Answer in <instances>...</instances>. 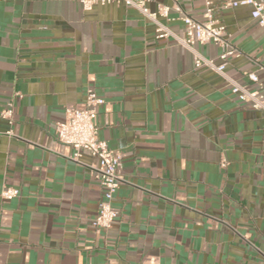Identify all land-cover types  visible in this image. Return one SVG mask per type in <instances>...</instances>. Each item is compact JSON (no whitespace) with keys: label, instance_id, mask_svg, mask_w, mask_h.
Here are the masks:
<instances>
[{"label":"crops","instance_id":"obj_1","mask_svg":"<svg viewBox=\"0 0 264 264\" xmlns=\"http://www.w3.org/2000/svg\"><path fill=\"white\" fill-rule=\"evenodd\" d=\"M164 23L184 24L170 0ZM200 18L203 0H180ZM156 9L155 1L149 3ZM251 7L216 18L238 50L224 74L264 94V27ZM218 63L220 47L194 46ZM255 72L258 82L248 79ZM104 101L95 124L121 153L108 229L94 227L101 186L55 125ZM0 264H264V111L123 2L0 0ZM11 129L12 134L6 132ZM222 160L225 161L221 165Z\"/></svg>","mask_w":264,"mask_h":264},{"label":"built area","instance_id":"obj_2","mask_svg":"<svg viewBox=\"0 0 264 264\" xmlns=\"http://www.w3.org/2000/svg\"><path fill=\"white\" fill-rule=\"evenodd\" d=\"M151 1H155V10H151L149 7ZM170 1L173 8L180 13L179 18L184 24L182 35L175 34L164 23L163 20L168 19L169 6L159 0H80L82 7L86 10L91 9L95 4L110 2H123L135 8L153 23L156 37H172L176 43L192 52L196 67L201 65L210 67L227 79L233 94L248 102L254 109L264 111V94L257 89H248L225 76L224 70L229 65V58L236 55L238 50L224 37L225 26L216 18V12L220 7L235 8L241 5H249L251 7V17L259 26L264 27V0H203V11L200 18H195L185 12L179 4L180 0ZM209 42L220 47L218 63H214L212 59L206 58L194 48L196 44L202 45ZM247 77L252 82H258V77L253 71L248 72ZM103 101L94 90L88 89L85 93L84 107L81 109H67L65 118L56 123L55 133L60 142L73 148L72 158L74 160L79 158L81 150H86L91 156L97 158L98 164L91 166L102 191L92 225L108 229L112 226L117 216V210L113 207V199L123 179L120 174L121 153L117 149L110 148L106 141L98 136L95 119L98 107ZM0 116L5 118L9 125L13 123V107L11 103L1 110ZM6 133L11 135V129ZM224 164L225 161L222 160L221 165ZM18 194L19 189L14 187H4L0 193L4 199H12Z\"/></svg>","mask_w":264,"mask_h":264}]
</instances>
